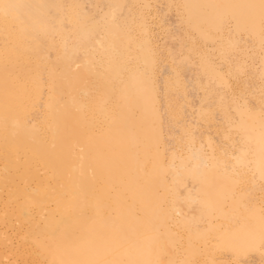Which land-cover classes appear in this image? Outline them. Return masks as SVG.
I'll use <instances>...</instances> for the list:
<instances>
[{"label": "bare ground", "instance_id": "6f19581e", "mask_svg": "<svg viewBox=\"0 0 264 264\" xmlns=\"http://www.w3.org/2000/svg\"><path fill=\"white\" fill-rule=\"evenodd\" d=\"M0 264H264V0H0Z\"/></svg>", "mask_w": 264, "mask_h": 264}]
</instances>
